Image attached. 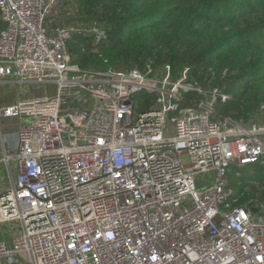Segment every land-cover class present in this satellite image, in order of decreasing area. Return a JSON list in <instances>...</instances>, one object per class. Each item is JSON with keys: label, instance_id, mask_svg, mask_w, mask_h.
Here are the masks:
<instances>
[{"label": "built area", "instance_id": "obj_1", "mask_svg": "<svg viewBox=\"0 0 264 264\" xmlns=\"http://www.w3.org/2000/svg\"><path fill=\"white\" fill-rule=\"evenodd\" d=\"M70 1L0 0V84L55 87L0 107L19 123L1 158L15 175L0 191L13 231L0 264H264V204L240 203L230 177L264 163V105L218 115L230 95L169 64L82 69L71 34H108L70 24Z\"/></svg>", "mask_w": 264, "mask_h": 264}, {"label": "trees", "instance_id": "obj_2", "mask_svg": "<svg viewBox=\"0 0 264 264\" xmlns=\"http://www.w3.org/2000/svg\"><path fill=\"white\" fill-rule=\"evenodd\" d=\"M77 23L100 25L108 36L73 32L67 48L82 69H144L169 64L176 76L185 68L205 89L230 95L218 115L251 119L264 105V0H72ZM177 22V23H176ZM5 22L0 14V32ZM97 50L100 52L98 53ZM102 53V55H101ZM153 95L139 96L138 110ZM198 102L203 97L186 94ZM240 176L230 173L240 203L257 197L264 204V163ZM257 182L258 185L252 183ZM247 186L251 190L248 191Z\"/></svg>", "mask_w": 264, "mask_h": 264}, {"label": "crops", "instance_id": "obj_3", "mask_svg": "<svg viewBox=\"0 0 264 264\" xmlns=\"http://www.w3.org/2000/svg\"><path fill=\"white\" fill-rule=\"evenodd\" d=\"M50 85V84H49ZM48 86V85H46ZM45 86V87H46ZM53 86V85H51ZM36 86L21 85L13 81H5L0 84V107L15 103L19 98H30L36 90ZM41 90V89H38ZM43 94V93H42ZM40 94L39 96H41ZM38 96V95H37ZM34 97V96H32ZM19 123L15 118H0V191L9 187L15 175V170L1 160L5 147H15L18 138ZM12 230L4 224H0V239L9 240Z\"/></svg>", "mask_w": 264, "mask_h": 264}, {"label": "rangeland", "instance_id": "obj_4", "mask_svg": "<svg viewBox=\"0 0 264 264\" xmlns=\"http://www.w3.org/2000/svg\"><path fill=\"white\" fill-rule=\"evenodd\" d=\"M69 7L71 8V12L73 13L71 16V19L69 20V22H70V24H77L78 26H81V24H78L77 23V21H78V19L76 18V15H75V7H74V4L72 3V1H70V4H69ZM79 22V21H78ZM177 23V22H176ZM150 64H152V63H150ZM153 65V64H152ZM154 66V65H153ZM164 66V65H163ZM155 68H157V67H159V66H154ZM172 67V66H171ZM161 68V67H160ZM120 70H125V69H120ZM172 70H173V68H172ZM186 68L182 71V72H180L179 74V76H176L175 74H174V72H173V78L174 79H178V78H181V77H184V76H187V79L188 80H192V75L190 74V72H191V70L189 69V71H187L186 72ZM38 89H41V90H38ZM47 94L48 96H52L54 93H55V87L54 86H51V85H48V86H46L45 88H42V87H40V88H37L36 90H34V94L32 95V96H39L40 94ZM42 94V95H43ZM31 96V97H32ZM89 97V96H88ZM76 105H77V107H82V108H84V107H86L82 102H77V103H75ZM262 114V108L261 107H258L257 109H256V111L251 115V117L250 118H255V117H257V116H260ZM246 168V171H256L257 170V167H255V166H253V165H248L247 167H245ZM244 169V168H243ZM243 169H241V171L243 170ZM252 183L253 184H255V185H258V183L257 182H254V181H252ZM247 189H248V191H250L251 190V188H250V186H247ZM254 200H260L259 199V197H257L256 199H254Z\"/></svg>", "mask_w": 264, "mask_h": 264}, {"label": "water", "instance_id": "obj_5", "mask_svg": "<svg viewBox=\"0 0 264 264\" xmlns=\"http://www.w3.org/2000/svg\"><path fill=\"white\" fill-rule=\"evenodd\" d=\"M255 206H256V207H260V202H259V201H256V202H255Z\"/></svg>", "mask_w": 264, "mask_h": 264}]
</instances>
